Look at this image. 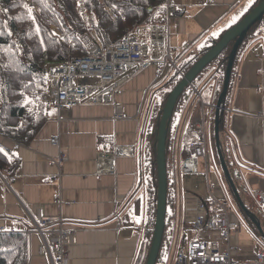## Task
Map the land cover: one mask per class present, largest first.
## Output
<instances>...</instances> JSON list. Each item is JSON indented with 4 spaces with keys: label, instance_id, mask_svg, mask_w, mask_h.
Segmentation results:
<instances>
[{
    "label": "crops",
    "instance_id": "obj_1",
    "mask_svg": "<svg viewBox=\"0 0 264 264\" xmlns=\"http://www.w3.org/2000/svg\"><path fill=\"white\" fill-rule=\"evenodd\" d=\"M174 1L186 9L182 17L169 21L170 52L178 67L198 56L201 48L213 39L221 38L255 2ZM238 58L223 110L222 153L244 202L264 226V205L258 204L252 195L255 189L264 192V37L251 40ZM206 73L200 78L204 77L201 83L195 85L208 97L206 155L198 159V172L181 170L182 160L191 155L190 144L195 138L192 122L199 114L198 98L193 91L172 127L168 159L173 155L176 170L166 264H172L176 247L195 235L184 220L186 192L204 201L212 197L228 198L232 208L229 217L240 225L230 237L235 257L252 260L264 249V239L241 215L227 187L215 145L214 111L209 108L217 101L220 73L215 67ZM158 83L155 68L150 66L129 76L122 94L114 96L112 103L60 109L49 103L47 120L38 135L32 142L20 144L17 150H14L16 142L0 136V144L12 152L8 170L0 174V225L27 234L28 264H50L30 216L40 219L58 215L71 231L67 255L72 264L145 263L149 252L147 228L152 182L150 177L149 185H142L138 171L144 151L142 139L158 100L159 94L154 92ZM116 113H122L123 118H115ZM54 136L59 137L60 148L67 154L60 164L59 147L50 142ZM115 145L135 146L134 156L117 157L114 173L96 174L98 151L111 150ZM208 161L212 169L210 178L206 171ZM169 172L171 176L170 169Z\"/></svg>",
    "mask_w": 264,
    "mask_h": 264
},
{
    "label": "trees",
    "instance_id": "obj_2",
    "mask_svg": "<svg viewBox=\"0 0 264 264\" xmlns=\"http://www.w3.org/2000/svg\"><path fill=\"white\" fill-rule=\"evenodd\" d=\"M166 0H0V136L18 144H28L38 135L47 120V65L61 63L72 57L85 54V48L77 39V33L84 32L93 19L98 28L102 29L110 41L120 39L136 24L148 23L152 13ZM261 0H255L241 19L254 8ZM34 3V6L30 3ZM81 4L82 9L79 8ZM28 5L32 9V16L28 14ZM115 5V7H113ZM83 10V12H82ZM110 13L114 14V18ZM264 37V15L256 21L247 31V34L238 48L229 86L222 100L219 111V136L222 150V137L225 120L223 110L227 105L230 85L234 67L238 61L239 52L251 40ZM201 48L198 56L184 62L179 66L181 73L185 74L196 60L204 54L216 41ZM235 40H232L224 50L219 53L197 75L202 76L203 71L216 68L220 73V88L227 65L228 55ZM206 71V72H207ZM181 76L173 72L158 83L154 92L159 95L153 105L149 128V163L151 169L150 189V221L147 228L149 247L151 244L156 216L157 202V132L162 110L172 88L180 81ZM194 85V82L192 83ZM190 95L191 85H188L178 97L172 115L166 125V163L169 167L168 155L173 141L172 127L176 117L181 113ZM27 101V102H26ZM0 174H4L9 166L10 150H5L0 144ZM226 180V179H225ZM227 181V180H226ZM227 187L235 201L241 215L260 235L250 214L255 216L252 208L244 201L249 210L246 213L237 201L229 182ZM173 207V187L168 172L167 202L165 227L161 246L156 263L164 262L163 255L170 245L172 228L170 227ZM258 219V218H257ZM262 224V223H261ZM263 230L264 226L262 224ZM28 236L25 232L16 230L0 231V264H28Z\"/></svg>",
    "mask_w": 264,
    "mask_h": 264
},
{
    "label": "built area",
    "instance_id": "obj_3",
    "mask_svg": "<svg viewBox=\"0 0 264 264\" xmlns=\"http://www.w3.org/2000/svg\"><path fill=\"white\" fill-rule=\"evenodd\" d=\"M185 12L184 6L178 5L174 0H166L152 13L150 22L136 24L113 42L92 19L90 26L76 35L85 48V54L47 65L48 101L58 109L81 104L112 103L114 96L122 94L124 82L129 76L150 66L155 68L157 82L169 72L183 76L171 57L169 21L182 17ZM110 15L115 17L112 13ZM193 92L199 99V114L192 122L195 138L190 144L191 155L181 162L183 173L199 171L198 159L206 155L207 147L206 104L195 87ZM209 108L213 112L216 106L211 104ZM115 118H123L122 113H116ZM50 142L59 147L57 163L60 164L66 158V151L60 148L58 136L52 137ZM19 146L20 144L14 143V150ZM142 146V166L138 175L140 183L147 186L151 176L148 127ZM134 154L133 145H115L111 150L98 151L95 173H114L117 157H132ZM169 162L173 187L176 170L173 155ZM252 195L258 204L264 205V192L261 189L253 190ZM183 201L184 220L195 235L176 247L172 264H264V249L252 260H242L233 255L235 247L230 243V237L240 225L229 217L232 210L230 203L215 197L204 201L189 192L184 193ZM30 218L50 264H72L67 255L71 231L65 227L64 218L61 215ZM5 230V226L0 225V231Z\"/></svg>",
    "mask_w": 264,
    "mask_h": 264
},
{
    "label": "water",
    "instance_id": "obj_4",
    "mask_svg": "<svg viewBox=\"0 0 264 264\" xmlns=\"http://www.w3.org/2000/svg\"><path fill=\"white\" fill-rule=\"evenodd\" d=\"M264 15V0H261L254 8H252L242 19L227 29L204 54H202L196 62L189 68L180 81L172 88L167 100L164 104L162 115L159 121L157 132V202H156V216L155 225L153 230V236L149 247V252L145 261V264H155L159 249L161 246L163 231L165 227V215H166V202H167V163H166V125L169 118L172 115L176 101L183 90L197 77V75L204 69V67L210 63L224 48L232 41L235 40L231 51L228 55L227 65L223 80V87L216 101L215 119H214V139L217 152L219 155V161L222 167V171L227 178L232 191L239 202L241 208L249 214L248 208L245 206L240 193L236 187L234 179L230 173V170L226 164L220 146L219 136V111L223 98L225 97L231 72L234 64V60L239 46L243 42L249 28ZM251 219L256 225L257 230L264 239V230L260 221L250 214Z\"/></svg>",
    "mask_w": 264,
    "mask_h": 264
},
{
    "label": "rangeland",
    "instance_id": "obj_5",
    "mask_svg": "<svg viewBox=\"0 0 264 264\" xmlns=\"http://www.w3.org/2000/svg\"><path fill=\"white\" fill-rule=\"evenodd\" d=\"M30 5H32V6H34V3H30ZM79 8L80 9H82V7H81V4L79 5ZM207 71V70H206ZM206 71H203L202 72V74L203 73H206ZM208 71H209V69H208ZM208 73H206L205 75H207ZM202 76H200V77H196L195 79H194V85H196V86H198L200 83H201V81H202V79L204 78H202L201 80H200V78H201ZM199 90L201 91V93H202V98H203V100L205 101V103H208V97H207V95H206V93L203 91V90H201V88H199ZM206 171L208 172L207 173V176L209 175V178H210V176L212 175V169H211V166H210V161H208V166L206 167ZM206 171H205V167H204V173L206 174ZM199 194V193H198ZM200 196H202V197H204V195H202L201 193L199 194ZM214 195H216L215 193H214ZM217 198V197H216ZM217 199H219V200H222V201H226V202H229L228 201V198H224V197H220V198H217ZM190 235H191V233H190V231H189V233H188V236L190 237ZM193 235V234H192ZM168 250H169V248H168ZM168 250L165 252V254L163 255V260H164V262L163 263H161L160 261L157 263V264H166V262H167V255H168ZM145 264V263H144Z\"/></svg>",
    "mask_w": 264,
    "mask_h": 264
},
{
    "label": "snow or ice",
    "instance_id": "obj_6",
    "mask_svg": "<svg viewBox=\"0 0 264 264\" xmlns=\"http://www.w3.org/2000/svg\"><path fill=\"white\" fill-rule=\"evenodd\" d=\"M24 7L28 8V14L31 17L32 16V9L28 7V5H24ZM113 7H115V5H113ZM27 102V101H26ZM49 115H51V113H49ZM0 151H2V149H0Z\"/></svg>",
    "mask_w": 264,
    "mask_h": 264
}]
</instances>
